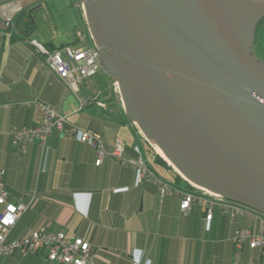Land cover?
Masks as SVG:
<instances>
[{
    "label": "crops",
    "instance_id": "0c3cea01",
    "mask_svg": "<svg viewBox=\"0 0 264 264\" xmlns=\"http://www.w3.org/2000/svg\"><path fill=\"white\" fill-rule=\"evenodd\" d=\"M41 3L14 0L0 5V170L13 199L24 196L30 204L13 237L63 230L70 238L89 242L95 264L264 263L260 251L246 247L236 253L233 244L238 229L259 225L255 216L232 219L216 208L213 219L207 220L202 204L184 216L180 197L161 201L158 186L140 182L133 164L105 155L97 165L98 152L80 140L82 131L102 138L108 153L121 140L126 160L143 164L178 191L200 195L128 118L116 80L106 71L81 80L73 92L45 64L33 41L52 51L66 46L93 49L95 42L78 0ZM46 6L47 32H37L36 20L35 28L27 30L28 21ZM7 17L15 23L11 37L3 25ZM46 106L68 116L72 127L53 132L44 147L32 142L28 152L20 154L13 132L39 125ZM26 256L27 264H51L45 257Z\"/></svg>",
    "mask_w": 264,
    "mask_h": 264
},
{
    "label": "water",
    "instance_id": "95a60500",
    "mask_svg": "<svg viewBox=\"0 0 264 264\" xmlns=\"http://www.w3.org/2000/svg\"><path fill=\"white\" fill-rule=\"evenodd\" d=\"M80 3L128 118L190 184L264 217V0Z\"/></svg>",
    "mask_w": 264,
    "mask_h": 264
},
{
    "label": "built area",
    "instance_id": "2783aa9c",
    "mask_svg": "<svg viewBox=\"0 0 264 264\" xmlns=\"http://www.w3.org/2000/svg\"><path fill=\"white\" fill-rule=\"evenodd\" d=\"M83 7V5H82ZM4 27L9 30L8 36H12L15 27L10 18L4 20ZM80 40L82 36L79 35ZM32 46L40 55L44 56L45 64L54 72L60 80L64 81L68 88L77 92L78 84L81 80L94 76L99 70L103 69L101 64L100 52L95 47L93 49L75 48L66 46L58 51H52L37 41L32 42ZM115 89L120 93V87L115 81ZM85 104L86 101H83ZM72 127L68 116L58 113L48 106L43 109V119L39 125L24 127L13 132V145L24 155L28 152L29 145L38 141L42 147L57 131L63 133ZM78 129L73 126L72 132ZM80 140L88 143L98 152L97 165H100L105 155H111L121 160L125 164H133L139 170L138 180L153 182L158 186L161 201L166 197L178 195L181 199L180 209L184 216H188L196 204L205 207L207 220H212L214 210L218 208L222 214L234 219L237 216H255L259 225L253 229L237 230L233 237L236 250L239 253L248 245L251 249H258L264 257V217L251 209L228 201L219 195H215L206 190L195 189L200 195L188 194L176 190L169 182L157 179L148 172L143 164L133 163L124 158L123 144L117 140L114 150L111 153L105 151L104 140L92 135L88 131L80 133ZM5 171H0V205L4 207L0 215V259L4 256H11L16 251L31 252L44 249L49 260L56 264H94L91 256L90 244L81 238H70L63 230L61 231H35L22 238L10 240L12 229L19 222L23 214L30 208V204L25 202V197L21 196L17 200L9 201L10 194L6 190L4 183ZM264 264V263H261Z\"/></svg>",
    "mask_w": 264,
    "mask_h": 264
},
{
    "label": "rangeland",
    "instance_id": "374dc122",
    "mask_svg": "<svg viewBox=\"0 0 264 264\" xmlns=\"http://www.w3.org/2000/svg\"><path fill=\"white\" fill-rule=\"evenodd\" d=\"M43 4L49 2V0H38ZM80 2V0H78ZM41 3V4H42ZM47 6L44 7L43 11H37L35 13V19L38 22V30L37 32L41 35H44L47 32V27L50 25V16L48 15ZM10 18V17H7ZM6 18V19H7ZM13 21V18L11 17ZM254 54L261 60L264 61V19L258 24L257 34L255 38V46H254ZM104 72L105 70L102 69ZM158 152V151H157Z\"/></svg>",
    "mask_w": 264,
    "mask_h": 264
},
{
    "label": "trees",
    "instance_id": "16d2710c",
    "mask_svg": "<svg viewBox=\"0 0 264 264\" xmlns=\"http://www.w3.org/2000/svg\"><path fill=\"white\" fill-rule=\"evenodd\" d=\"M28 25H27V30H33L34 28H35V25H36V22H35V20H33V19H31V20H29L28 21V23H27ZM14 25H15V23H14ZM2 170V169H1ZM0 170V171H1ZM4 171V170H3ZM4 183H5V187H6V190L9 192V190H8V188H7V185H6V182H5V175H4ZM9 194H10V199H9V201H13V200H15V199H13V196H12V194L9 192ZM1 206V205H0ZM3 207V206H2ZM3 209H4V207H3ZM28 211V210H27ZM26 211V212H27ZM25 212V213H26ZM24 213V214H25ZM23 214V215H24ZM1 215V214H0ZM22 218V217H21ZM20 218V219H21ZM20 221V220H19ZM18 224V223H17ZM17 224H16V226H17ZM16 226L12 229V231H11V234H10V240H12V239H16L15 237H13V233H14V229L16 228ZM238 230H242V229H238ZM38 231H48V230H38ZM49 231H54V230H49ZM33 232H35V231H33ZM32 232V233H33ZM65 232V231H64ZM66 233V232H65ZM29 234H31V233H29ZM29 234H27V235H29ZM67 234V233H66ZM27 235H25V236H27ZM24 237V236H23ZM19 238H22V237H19ZM89 243V242H88ZM234 244V243H233ZM234 247H235V252L236 253H238L237 252V250H236V246H235V244H234ZM246 247H248V248H250L248 245H246V246H244V248H246ZM251 249V248H250ZM253 250H258V249H253ZM259 251V250H258ZM242 251H240L239 253H241ZM31 255V256H38L39 258L40 257H45L46 258V260L48 261V262H50L51 264H56L55 262H53V261H51V260H49L48 259V257H47V252L44 250V249H39V250H35V251H31V252H21V251H16L15 253H13V255H11V256H4L3 258H1L0 259V261H7V260H12L13 261V263L14 264H27V260L29 259V258H26L27 256L26 255ZM91 256H92V254H91ZM92 259V258H91ZM92 261H93V259H92ZM4 263V262H3ZM93 263L95 264V262L93 261Z\"/></svg>",
    "mask_w": 264,
    "mask_h": 264
},
{
    "label": "bare ground",
    "instance_id": "6f19581e",
    "mask_svg": "<svg viewBox=\"0 0 264 264\" xmlns=\"http://www.w3.org/2000/svg\"><path fill=\"white\" fill-rule=\"evenodd\" d=\"M155 147H156L158 153L161 155V157L164 158L165 160H167L168 162H170V161L168 160V158L166 157L165 153H164L161 149H159L157 145H155ZM170 164H171V163H170ZM171 165H172V164H171ZM194 186H195V185H194ZM196 187H197V186H196ZM198 188H199V189H202V188H200V187H198ZM202 190H204V189H202Z\"/></svg>",
    "mask_w": 264,
    "mask_h": 264
}]
</instances>
